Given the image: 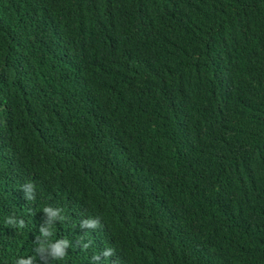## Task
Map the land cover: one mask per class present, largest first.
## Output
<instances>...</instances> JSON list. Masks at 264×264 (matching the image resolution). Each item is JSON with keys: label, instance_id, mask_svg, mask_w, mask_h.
<instances>
[{"label": "trees", "instance_id": "obj_1", "mask_svg": "<svg viewBox=\"0 0 264 264\" xmlns=\"http://www.w3.org/2000/svg\"><path fill=\"white\" fill-rule=\"evenodd\" d=\"M0 264H264V0H0Z\"/></svg>", "mask_w": 264, "mask_h": 264}]
</instances>
